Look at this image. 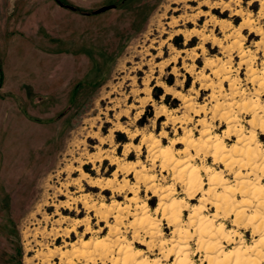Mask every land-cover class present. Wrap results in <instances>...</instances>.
Listing matches in <instances>:
<instances>
[{
	"label": "rangeland",
	"instance_id": "374dc122",
	"mask_svg": "<svg viewBox=\"0 0 264 264\" xmlns=\"http://www.w3.org/2000/svg\"><path fill=\"white\" fill-rule=\"evenodd\" d=\"M13 2L6 6V15L2 14L6 19L0 21V264H130L120 250L128 244L141 251L137 261L170 264L180 250V256L189 254L198 264H207V237L197 230V220L189 223L193 205L211 217L214 225L225 223L231 230L227 238L219 239L225 251L242 246L236 243L241 239L252 244L253 233L258 238L261 231L253 228L264 227V218L259 219L260 204L252 196L236 193L228 214L221 213L220 218L213 215L224 187L236 188L241 181L256 179L264 183L258 168H251L254 176L237 179L224 173L223 163L212 177L222 171L226 186L209 192L211 184L206 179L203 188L209 193L198 191L192 199L177 196L183 211L180 236L162 217L154 191L144 183L139 193L131 191L124 181L136 185V172L125 176L119 167L125 145H140L143 133L158 136L165 130L167 116L156 120L155 131L151 128L161 103L170 110L180 107V101L164 87L181 91L176 85L177 74L184 80L185 93L198 83L200 72L209 77L212 87L200 90V104L205 94L210 97L217 90V81L212 78L221 70L224 90L246 93L237 99L246 101L243 107L251 109L249 117L254 108L264 104V92L257 91L264 78V19H259L257 3L249 7L247 0L240 5L232 0H62L63 5L56 0ZM108 5L115 7L95 12ZM184 30L191 34L189 38ZM197 32L209 38L202 39ZM214 38L221 43H215ZM225 48L231 61L224 55ZM204 56L214 61L212 68H206ZM185 64L195 71H188ZM250 90L256 95H250ZM222 115L231 118L232 113L224 111ZM124 124L136 134L134 138L121 131ZM222 127L230 130L227 121ZM231 130L242 131L235 122ZM180 132L183 135L182 129ZM100 138L106 142L101 143ZM258 139L264 144V134ZM161 143L167 146L168 142ZM142 151L145 155L141 159H147V146ZM90 154L98 155L95 163L88 162ZM105 154L117 157L119 163L112 164ZM213 160L209 158L210 166ZM134 163L135 153L130 152L123 166ZM69 166H81L94 180L104 179L101 187L83 180V190L74 197L89 192V201L106 205L101 211L108 217L87 213L82 202L72 209L60 206L68 196H60L58 189L80 177L79 172L69 174ZM239 167L246 172L249 165L242 160ZM156 187L160 191L162 185ZM76 189L71 186V191ZM201 196H206L203 201ZM144 202L158 223L154 235L141 224L137 205ZM166 202L170 203V197ZM241 210L245 215L235 225V212ZM87 214L90 231L83 221ZM256 216L259 218L251 219ZM72 226L73 231L66 235L65 230H72ZM200 239L205 247L201 248ZM95 246L99 247L96 263L90 257Z\"/></svg>",
	"mask_w": 264,
	"mask_h": 264
},
{
	"label": "clouds",
	"instance_id": "9594fccd",
	"mask_svg": "<svg viewBox=\"0 0 264 264\" xmlns=\"http://www.w3.org/2000/svg\"><path fill=\"white\" fill-rule=\"evenodd\" d=\"M208 2V0H205ZM233 3L240 5L244 0H232ZM250 7L253 3H257L260 7L259 19H264V0H247ZM213 20L215 18L213 17ZM230 27V25H229ZM220 43V41H216ZM264 43V41H262ZM232 47L231 44L228 46ZM238 47V45H237ZM224 55L229 61L232 56L228 48L224 49ZM194 59V57H193ZM206 68H212L214 61L203 57ZM218 63V62H217ZM188 71H195L193 67L185 64ZM233 72L238 70L233 69ZM218 78V79H217ZM196 79L197 84H194L191 90L185 93L184 80L177 74L176 85L181 91H176L174 88L167 87L166 93L180 101V107L175 110H170L163 103L157 110V116L151 121V128L156 130V120L160 116H167L168 120L164 123L165 130L160 131L158 136H152L148 133H143L145 139L140 145H128L124 151V161L122 163L121 171L127 176L128 172H136V185H129L125 180L124 184L129 187L131 191L139 193L141 183L147 185L151 190H155L156 185H162L160 191L170 197L169 207L171 201L176 200L177 196L185 195V198L193 197L196 192H203L202 187L205 180L210 181L212 175L217 168H222L226 162L225 153L231 157L229 167L224 171L225 174L230 173L233 176H254L251 171L252 167L258 168L264 179V144L259 143V134H264V104H260V111L252 114L250 108H244V100H238L237 97L246 95L243 92H228L223 88V81L225 79L223 71L217 72L216 91L209 97L205 94L204 103L200 104L201 99L200 90L209 89L212 84L209 82V77H206L203 72H200ZM229 79H232L229 77ZM261 87L257 91L264 92V78L260 81ZM250 95L255 96L256 92L250 90ZM251 102V101H247ZM224 111L232 113L231 119L222 115ZM227 121L230 130L225 131L222 125ZM235 122L240 125L241 134L231 130V125ZM244 125L250 127L244 128ZM183 130L181 135L180 130ZM220 133V135H217ZM245 134H249L256 138V144L259 145L258 163H252L247 158L249 156L248 150L244 148ZM129 135H134L129 133ZM167 140V147L161 141ZM177 145H181L177 148ZM147 146V159H141L145 153L142 149ZM219 146V148H218ZM241 149L243 150L241 152ZM221 154L218 155V151ZM130 152L135 153L136 163L127 165V157ZM215 157L211 166L209 165V158ZM243 160L249 168L246 172L239 167V161ZM167 173V174H165ZM205 173L206 176H201ZM198 180L199 186L193 188V181ZM166 185L167 187H163ZM179 187L180 191L177 192ZM264 193V187L261 188ZM147 199V197H145ZM177 203L180 201L176 200ZM252 203L251 200L246 201ZM188 207V205H185ZM253 215L257 214V210L253 209ZM259 215L264 217V198L260 199ZM191 223V222H189ZM162 235V233H160ZM254 242L252 244H245L244 241L238 240L236 243L242 245L243 251L249 253L245 259L251 261V264H264V231H261L258 238L255 233L252 234ZM228 243H232L228 239ZM240 249H237L239 251ZM234 254L229 252L221 259H227ZM231 264H240L239 260L233 259Z\"/></svg>",
	"mask_w": 264,
	"mask_h": 264
},
{
	"label": "bare ground",
	"instance_id": "6f19581e",
	"mask_svg": "<svg viewBox=\"0 0 264 264\" xmlns=\"http://www.w3.org/2000/svg\"><path fill=\"white\" fill-rule=\"evenodd\" d=\"M185 18H186V16H185ZM244 23L246 25L250 24L249 21H245ZM197 34H199L202 39L209 38V36L205 35L203 32H197ZM184 35H185L186 38H189L191 36V34L188 33V32H186ZM213 41L216 43V41H219V40L214 38ZM220 43H221V41H220ZM242 55H244V53ZM167 87H170V86L168 85ZM170 88H172V87H170ZM133 93L136 94L137 90L133 89ZM258 111H260V108L259 109H256V108L253 109V112H255V113H258ZM228 119H231L230 116L228 117ZM119 125H120V123H119ZM121 127H122V129H121L122 132H125L128 135H129V133H131V130L129 128H127V126L124 127V126L121 125ZM237 134H239L238 131H237ZM135 135L136 134L129 135V137L134 138ZM105 139L104 138H100L99 141L101 143H103L105 141ZM253 144H256V138L255 137H253V136H249L248 138L245 137L244 147H246L247 150H248L249 156L247 158L249 159L250 162L252 160H253V162L257 161V158L259 156V152H257V150L259 148V145L256 144V149H252ZM127 145H125V148L127 147ZM165 147H167V146H165ZM218 148H219V146H218ZM100 149H101V147H100ZM221 151L222 150L218 151V155L221 154ZM242 151L243 150H241V152ZM104 152H105V150H104ZM101 155H99V156H101ZM224 155L226 157V162H224V166L227 169L229 167V162L231 161V157L227 156V153H225ZM106 156L107 157L109 156L108 158H110V161H111L112 164L119 163V159L117 157L110 156L109 154H107ZM96 157L90 154L89 156H87L88 162L89 163H95ZM213 158L215 159V157H213ZM119 167L122 168V166H120V165H119ZM67 170L69 171V174H74L75 172H79L80 177L71 179L66 184L62 185V187H64L63 189H58L60 196L61 195L68 196L67 201H65V203H62V204L60 203L61 205L60 204L59 205L60 206L64 205L66 208L72 209L74 204H76L77 202H82L83 208L86 210L87 213H89L91 211H94V214L99 216L101 219L103 217H108L107 215H103V212L101 211V208H103L104 206L106 207V205H104L103 203H101V205H97L95 202L89 201V198L92 197V195L90 196L88 194L89 192L87 194H83V195L74 197V194L76 192H80L81 190H83V188H84L83 187V183H82L83 180L88 179L87 182L92 187H101L102 181H104V179L103 180L101 179L102 181L99 180L98 178L97 179L95 178L96 180L92 179L91 178L92 176L90 175L91 176L90 177L88 172H85V170L81 166L75 167V168L73 166H69V167H67ZM222 174H223L222 171H217V174L214 175V177H211V179H210L211 188H210L209 192L216 190V188H218V187H223V186L227 185L226 179H223ZM135 175H136V173H135ZM239 177L240 176H238V177L235 176V178H237V179ZM108 182H109V180H108ZM71 186H75L77 189L75 191H71ZM197 186H199V181L198 180H194L193 181V188H196ZM236 186H237L236 188L235 187H231V186L224 187L223 193L218 195L219 200L215 203L216 211L213 213L214 217L220 218L221 215H222L221 213H223V214H228L229 213V209L232 207V204H233V196H235L236 193L241 194L242 196H252L254 199L257 200L258 204H260V199L264 198V193L261 192V188L264 187V183H263V181L261 179L252 180L250 182L241 181V182L237 183ZM114 187H113V189H115ZM202 187H203V185H202ZM156 188L154 190V195H157L159 197L158 210L162 209V212H163L162 217L165 218L169 222V224L174 226L173 233L174 234H179L180 236H182L181 235L182 232L178 228L180 226L181 222H182V216H183V211L179 207V203H177L176 200H173L171 202V207H169V203L166 202V200H167V198L169 196L167 194L159 191ZM209 192L204 191V193H209ZM193 197H188V198L192 199ZM204 197H206V196H201L200 197V201H203ZM134 201H137V198H135ZM54 205H56V204L54 203ZM228 207H229V209H228ZM57 208H58V206H57ZM137 208L142 213V216H141V219H140L141 220V224L144 227H146L147 230L152 235H154L155 232L159 230L158 223L153 221V219H152V217L150 215V211H148L149 208H148L147 202H144L143 204H138ZM77 212L79 213V210ZM244 215H245L244 210L243 211L242 210L241 211H236L235 212V219H234L235 223L234 224L235 225H239L241 223V220H242ZM84 217L85 218H84L83 221L87 225L86 226V230L90 231L91 230V226H90V219L91 218H90V216L88 214H87V216H84ZM257 217L258 216L252 217L251 219H254V218H257ZM115 218L117 219L118 215H115ZM189 218L191 219V221H190L191 223H195L196 220H197V223L195 225L197 230H199L201 233H203L207 237V240H208L207 241L208 242L207 247H205L203 240H201V239L199 240V244L201 245V248L205 247L206 250H208V253L206 255V260L208 262L207 264H231L233 259L239 260L240 264H250L251 263V261L245 259V257H247L246 255H249V253L244 252L242 246L237 248V249H240L239 251H237V249L232 251V253L235 252L234 255L236 254V256L228 257L227 259H223V260L221 259L222 257L226 256L227 253H229L228 251H225V249H224L225 245L224 244L222 245L220 243V241H219V239L227 238L231 234V230L226 228V224L225 223H220L219 225H214L213 224V219L211 217H209L208 215H202L201 214V208L197 207L195 205L192 206V212L190 213ZM263 218L264 217L261 216V218H259V219H263ZM72 219L73 218H71V220ZM63 220L65 221V219H63ZM76 225H77V223H76ZM71 228H72V230H68V229L65 230V234L66 235H68L70 233V231H73V226ZM113 229H114V227L112 226L110 228V230H113ZM253 229H254L255 232H257L259 230L260 231H264V227H262V225H259L257 227L255 226V228H253ZM86 242H87V240H86ZM75 244H76V242H75ZM149 245H151V243H149ZM120 250L123 251V253H124V261L127 262V263H130V264H161L159 260H154L153 263H151L147 259H144L142 261H137L136 255L139 252H141V251H139V252L135 251L134 247L131 246L130 244H128V245H126L124 247H121ZM98 251H99V247L95 246L94 250H92L91 254H90V257L94 260L93 261L94 263H96V261H97L96 257L98 255V253H97ZM180 253H181V251L178 250V252H177V254L175 256L174 262H172L170 264H198L196 261H194L191 258V256L189 254H184V256H180Z\"/></svg>",
	"mask_w": 264,
	"mask_h": 264
},
{
	"label": "crops",
	"instance_id": "0c3cea01",
	"mask_svg": "<svg viewBox=\"0 0 264 264\" xmlns=\"http://www.w3.org/2000/svg\"><path fill=\"white\" fill-rule=\"evenodd\" d=\"M13 0H0V21L5 20L6 18L3 17L2 14L6 15L8 4H14Z\"/></svg>",
	"mask_w": 264,
	"mask_h": 264
},
{
	"label": "water",
	"instance_id": "95a60500",
	"mask_svg": "<svg viewBox=\"0 0 264 264\" xmlns=\"http://www.w3.org/2000/svg\"><path fill=\"white\" fill-rule=\"evenodd\" d=\"M68 7L71 8V9H75L73 6H70V5H68ZM113 7H115V6L114 5L103 6L102 8L96 10L95 12L96 13L104 12V11H106L108 9L113 8Z\"/></svg>",
	"mask_w": 264,
	"mask_h": 264
},
{
	"label": "trees",
	"instance_id": "16d2710c",
	"mask_svg": "<svg viewBox=\"0 0 264 264\" xmlns=\"http://www.w3.org/2000/svg\"><path fill=\"white\" fill-rule=\"evenodd\" d=\"M59 4L63 5V2L62 0H56ZM68 6V5H67ZM2 66L0 65V84H1V81H2ZM160 95V94H159ZM159 95L157 94L156 97H159Z\"/></svg>",
	"mask_w": 264,
	"mask_h": 264
}]
</instances>
